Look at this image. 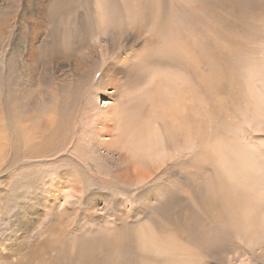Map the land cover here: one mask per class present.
Instances as JSON below:
<instances>
[{"label": "rangeland", "instance_id": "1", "mask_svg": "<svg viewBox=\"0 0 264 264\" xmlns=\"http://www.w3.org/2000/svg\"><path fill=\"white\" fill-rule=\"evenodd\" d=\"M58 1L60 0H0V251L5 254L4 260L0 258V264H6L7 260L17 263L22 254L31 253L38 246L35 243L42 244L50 237L58 241L55 246L61 244L59 250L55 249V246L38 247H43L45 251L55 254L56 264H264V0H212L210 8L205 7V10L209 11L213 8V27L209 31L204 29L206 33L203 34L211 32L210 37L216 43L215 56L219 57L221 54L223 57V59H217L213 76L208 81L204 79L206 84L213 85L211 115L193 123L196 126L195 139H191L189 143L185 139L178 141L177 138H170L171 145H175L174 147L178 150L172 147L170 151L157 150L152 155H148L146 164L142 165L131 161L126 162L132 173L130 181L133 184L129 186L114 178L111 181V177L107 176L110 169L107 170L106 166L109 165L114 169L117 164L98 158L100 154H104V150L101 148L100 151L98 146L95 148L90 141L93 136L91 129L96 127L92 123V114L99 108L106 110V102L109 100L105 89H96L103 77L102 73L100 72L101 75L93 79L94 82L79 89L75 85V77L65 72L63 64L56 65L62 60L52 56L51 66H48L47 70L49 81L41 83V66L37 62L28 65L30 62L21 49L22 43L17 42L19 26L17 24L12 27L11 23L17 20L28 6H36L41 2L48 6L54 2L61 4ZM62 1L65 4L67 0ZM96 1L91 2L90 14L84 11V14L76 15L79 23L87 24L91 21L96 13ZM167 1V6L170 1L175 2L173 6L179 5L178 9L175 5L180 13L175 19L177 22L175 24L178 27L183 25L187 29L188 17L191 11L197 13L199 5L196 4L197 6L193 5V7L188 0ZM208 2L209 0H204V3ZM136 3L135 0H117L116 5H111L106 0L105 15L109 13V16L106 15L108 23L104 26L106 27L105 35L109 32L107 28L110 27L109 24L115 25L118 14L127 5L134 9ZM72 5L78 11L84 10L80 3ZM51 28L52 25L44 23L43 33H50ZM201 32H203V27ZM203 34L201 33L199 38V41L202 40L200 41L202 52L205 47ZM9 36L12 37L9 39ZM60 39L69 43V40L64 41L63 35ZM140 40L137 48L140 46L145 50L151 46L147 45L144 39ZM42 41L46 39L42 38ZM98 44L100 41L97 46ZM101 45L104 46L105 43L102 41ZM114 55L113 59L109 60L110 62L118 56V54ZM21 59L27 63L24 68ZM109 65L106 64L107 67ZM205 67V64H202L199 68L202 77L208 72ZM148 68L144 69L147 77L133 83L136 87L132 84L129 89L125 85V77L121 74H119L120 78L116 79L118 83L109 81L105 85L107 81L105 79L100 87L106 86V89L113 94L112 100L120 101L123 109L135 110V114L142 117L145 108L150 104L148 95L155 92L153 80L157 79L162 72L168 71L171 74L175 72L173 67L164 69L161 66L153 67L152 65L150 67L148 65ZM106 69L108 77L111 78L114 68ZM150 69L155 72L152 74ZM12 75H14L13 78ZM150 76L153 79H150ZM218 76L221 78H216ZM220 80L223 89H219ZM138 82L143 83L141 85ZM149 82L152 84L148 85ZM177 82L183 83L182 80L175 79L174 85ZM204 82L201 81L200 87L196 90V97L203 105H205L204 100L207 102L203 90ZM173 88L167 91L173 92ZM8 91L27 94V98L24 99L28 103L26 114L32 119L27 123L33 137L37 136L36 126L40 117H43L44 121L50 117L52 122L60 107L66 108L69 114V128L64 138H71L66 140L68 141L66 145L67 148L71 146L74 148L70 151L72 158L71 156L69 158L72 160L52 163L50 161L39 162L38 159L37 163L40 164L35 163L30 168H22L23 159L19 158L16 161V158L13 162L11 161L13 159L12 146L9 151L6 145L9 142L7 138L11 136L13 139L14 136L13 131L8 129L10 122L5 117ZM143 91L150 94H143ZM47 92L51 93L47 95ZM39 93L38 100L44 106V111L36 109L34 103L28 101L30 94L39 95ZM34 97L37 100V96L34 95ZM15 101L14 119L21 124L22 113L17 106L22 103V99L15 98ZM50 111L54 114L49 113ZM84 113H86L85 117ZM167 133L169 134V131ZM72 134L74 138L71 137ZM105 136L101 139L109 138L108 134ZM125 136L128 137L127 143L134 144L129 134ZM20 137L23 141L33 142L31 137V139H27L26 136ZM94 141L96 143L97 140ZM150 142H153V146L159 147L165 143V138L155 136L150 138ZM122 149L124 150L123 155L131 156L130 149ZM189 161L191 163L195 161L196 173ZM155 167L159 169L154 175L144 180L145 183L139 182L140 177L150 174L151 170L155 171ZM65 169H69L71 174L79 178L83 175L86 186L73 184L75 183L73 180L68 183L62 181L63 179L60 178L65 173ZM99 170L104 173L102 174ZM158 174L160 177L156 178ZM57 176L60 177L57 178ZM162 177L165 179L163 180ZM139 195H143V198H138ZM87 196H91V199L89 197L87 199ZM15 200L23 201L27 207L21 212V209L17 207L23 202ZM169 205L171 208H168ZM13 206L15 207L14 212H19L16 215L7 213V210L10 211ZM65 208L68 209L66 213ZM30 212L39 214L40 220L43 219L38 231L34 230L25 235L23 229L18 232L10 226L9 222H12V217L17 216L15 221H22L23 218L32 217ZM45 214L51 217L46 219ZM166 215L171 216V222L174 223L171 224L168 221L167 224ZM152 219L156 221L155 225ZM49 221L51 223H48ZM157 222L163 224L162 227ZM119 233L124 236L128 235L122 241ZM128 236H132V245H136V248L123 246L124 241L130 240ZM165 238L171 239L169 240L170 245L165 243ZM116 241L121 244V250L124 249L127 252L129 250L128 254L134 257H126L127 253L114 248ZM80 242L93 248L92 258L84 261L76 259L82 251L77 248ZM180 248L183 255L182 258L179 255L177 262L171 256L178 254ZM132 258L134 259L131 260Z\"/></svg>", "mask_w": 264, "mask_h": 264}, {"label": "bare ground", "instance_id": "2", "mask_svg": "<svg viewBox=\"0 0 264 264\" xmlns=\"http://www.w3.org/2000/svg\"><path fill=\"white\" fill-rule=\"evenodd\" d=\"M28 1H31V0H28ZM92 1L93 0H75V1L67 0L64 4V2L60 0L58 2H61L62 5L55 4L56 2L55 1L50 6L43 4V2H41L36 6H32V7L28 6L27 10L25 9L26 11L20 14L17 20L12 22L11 25L12 27H15L17 24L19 26L18 27L19 32L17 33L18 35L17 42L22 43L21 49L27 55V58L29 59V62H30L28 63V65L34 64L37 62L38 65L41 66V69H42V77L40 79L41 83L43 81L44 83H47L49 81V79L47 78V75H48L47 70H48V66H51L50 63H52V59H51L52 56L56 57L57 59L59 58L60 60H62L56 65L61 66L60 63L63 64L65 68V72H69V75H72V77L73 76L75 77L74 78L75 85L79 87V89L83 86H87L91 82H94L95 78L101 75L100 72L102 73L101 76L103 77L100 79L99 87L96 89H101V88H103L102 90L105 89L108 94L109 100L108 102H106L107 104L106 110L104 108H99L94 111V114L90 113L92 114V123L96 126V127H92L91 129L93 133L91 130H89L91 131L93 135L90 141L95 146V148L96 146H98L100 151H101V148L102 150H104V154H100L99 155L100 157L98 158H102L103 161L105 162H111L113 164H117L116 166L117 169L116 167L114 168L116 170H114L113 168H110L109 165L106 166L107 170L110 169L108 171L107 176L111 177V181H113L112 178H114L120 183H123L126 186H129L133 184L130 181L132 173L130 172V166L126 165V162L128 161H131L133 163L136 162L138 165H142L143 163L146 164L145 163L146 157L148 155H152L157 150L163 149L165 151H170L169 149H171V147L173 149H177V147H174L175 145L173 146L171 145L172 143L170 141V138H177L178 141L185 139L189 143L191 139L193 140L195 139V127L196 126L193 123H197L200 118L209 117L211 115V105H212L211 100H212L213 85L206 84L204 82V79L205 80L207 79L208 81L209 78L213 76L214 67L217 62V59H223L221 54L219 55V57L215 56L216 43H215V40L214 39L212 40V38L210 37L211 32L207 34H203V33H206L204 32V29H207L209 31L210 28L213 27L212 25V11H213L212 9L213 8L210 11L205 10L206 9L205 7L210 8L212 0H209L208 3H204V0H188L191 6L196 5V4L199 5V10L196 11L197 13H194L191 11L188 17L189 24L187 26V29H185L183 25H180V27H178L177 24H175L177 23L175 19L180 14L176 10V8L178 9L179 5L177 6L175 4L177 6L176 8H175V5L173 6L175 2L173 3V1H170V3L168 4L169 6H167V3H168L167 0H135L137 3L134 9H132L129 5H127L122 12L119 11L120 13L118 14L115 25H112V23H110L112 27L110 24H109L110 27H107L109 31L108 32L106 30L108 32L107 35H105L106 27H104L108 23L107 16H109V13H106L107 16L105 15V11L107 9L106 0H97L95 2L96 13L94 14V16L92 17L89 23L87 24L79 23V19L76 18L77 14L82 15L85 13L84 11H86L89 14L91 13V2ZM108 1L111 3V5H116V2H117V0H108ZM77 3H80L81 6L84 8V10H79V11L76 10V7L73 6L72 4L77 5ZM66 5L68 7H66ZM166 6H167V9H166ZM181 10H182V7H181ZM64 20H66L67 22H65ZM44 23L52 25L50 33H47V34L43 33ZM202 27H203V32H201ZM109 28H111V30H109ZM201 33L204 35V39H205V41L203 42L205 46L203 47L204 52L200 50V41L202 40L199 41V38H200ZM60 34L63 35L64 41L67 42L69 40V43L63 42L60 39L61 37ZM12 36H9V39ZM42 38L46 39V41H42ZM140 39H144L145 41H147V45H151V46H148V48H146L145 50L141 49L140 46L139 48H137L138 45H140V41H141ZM98 40L100 41V44H98L99 47L97 46V43H99ZM102 41L105 43L104 46L101 45ZM117 49L119 50L117 51ZM10 50H12V48ZM114 54L116 55L118 54V56L114 58L115 60L113 61L111 60L110 62L109 60L112 58ZM23 60L21 59L22 66L24 68L27 65V63L23 62ZM106 64H110V65L107 67ZM202 64L203 65L205 64L208 70V72L206 71L207 74L203 77L199 73V68ZM148 65H150V67L152 65L153 67L161 66V68L164 67V69L173 67L175 69V72L171 74L168 71H165L164 73L162 72L157 77V79H154L153 87L155 89V92L153 94H150L151 92L149 90L150 89L154 90V89L150 88L148 90L150 93L149 92L146 93L145 91L148 88L144 87L146 90L143 91V94L144 93L150 94L148 95L150 98L149 99L150 104L148 103L149 105L147 106V108H145V110L143 109L144 112L142 114V117H139V115L135 114L136 113L135 110L123 109L122 103H120V101H118L117 99H115L114 101L112 100L111 96L113 94L111 91L106 89L107 88L106 86L103 85V87H100L104 83L105 79L107 80L105 81V85H107L109 81L110 82L113 81L115 83L116 79L120 78L119 74H121L123 75V77H125L124 80L126 84L125 83L124 84L127 85V87L130 89L133 83L147 77L145 75L146 71L144 73V69L145 70L149 69ZM61 68L63 69V67ZM106 68H108V70L110 68H114L112 69L111 78L108 77ZM154 72H155L154 70L153 72L151 71L152 74ZM158 72H160V70ZM10 76H11V72H10ZM13 76L14 75H12V78ZM7 78H9V76ZM216 78H221V76H218ZM150 79H153V78H151L150 76ZM175 79L182 80L183 83L177 82V84L174 85ZM34 80H35V77H34ZM217 80L218 79H216V81ZM18 81L20 82V79ZM201 81L204 82L203 90H204V95L207 100V102L204 100L205 105L199 102L196 97L197 95L196 90L198 87H200ZM12 82L13 81L11 80V84ZM138 83L141 84L143 82H138ZM221 83L222 82L220 80V82L218 83L219 89H223L221 88ZM119 84H117L118 88H119ZM150 84L152 83L149 82L148 85ZM125 85L123 86L125 87ZM173 85H174V88H173ZM113 87L116 89L115 86ZM149 87H152V86H149ZM224 87H226V85ZM72 88L70 89V91L72 90ZM172 88H173V92L167 91V89L170 90ZM92 92L90 93L91 95H92ZM118 92L119 91H117V93ZM50 93L51 92H47V95H49ZM122 94L120 96H122ZM13 95H15V97ZM34 95L37 96V100L35 99ZM39 97H40V93L39 95L30 94V98L28 99V101L33 102L36 109L38 108L44 111V106L38 100ZM15 98L22 99V103L17 106L19 107V110H21V113H22V117H21L22 123L21 124L17 123L14 119L15 112L13 109H15V102H16ZM25 98H27V94H22L21 92L20 94H17L16 91L13 93L8 91V97H7L6 105H5L6 106L5 117L10 122V126L8 129L13 131L14 136H13V139L11 138V136L7 138L9 142L6 145H7V148H9L8 149L9 151H10V146H12L13 159H11V161L13 162L14 159L16 158H17L16 161H18L19 158L23 159L24 165L22 168H30L34 166L35 163L37 165L40 164V163H37L38 159H39V162L50 161L52 163H56L61 160H72L70 159L72 158V155H71L72 153L70 151L74 148L72 146L67 148V145H66V143L68 142V141L66 142V140H70L71 138L69 139L64 138L65 137L64 134L66 135L67 133L66 130L69 128L68 127L69 114L66 108L60 107L59 111L56 112L55 118H53L52 122L50 121V117L47 118L45 121L43 117H40L38 120L39 123H37V126H36L37 136L34 134L35 137H33V134L31 135L29 131V125L27 123V121L32 120V119H30V116L26 114V105L28 103L25 102L26 101L24 100ZM138 107H140V110H141V106L139 105ZM49 113H53V111H50ZM84 114H85L84 115L85 117L86 113ZM72 125L74 126L73 123ZM71 126L70 128H72ZM167 131H169V134L167 133ZM73 134L71 137H73ZM87 134L89 135V133ZM87 134L85 135L87 136ZM107 134L109 138L104 139V140L101 139V137L102 138L106 137L105 135ZM125 134L126 135L129 134L132 137L134 144L127 143L128 137H126ZM20 136H26L27 139L33 138L31 139L33 140V142H29L28 140L23 141ZM86 136H84V138ZM155 136L157 137L162 136L165 138V143L163 145L161 144L162 146H159L160 148L153 146L152 145L153 142L152 143L150 142V138L152 139V137H155ZM94 140H97L96 143H94L95 142ZM83 142L85 141L83 140ZM177 146H180V144H177ZM122 148H125V149L127 148V150L130 149L131 156L128 157L127 155H123L122 151L124 150ZM65 156H67L68 158ZM153 162H155V160H153ZM191 164L193 166L191 168L196 173L195 171L196 169L194 165L196 164L195 161L194 163L190 162V165ZM187 167H190V166H187ZM158 169L159 168H156L155 171L151 170L150 174L148 175L145 174L142 177H140L139 182L145 183L144 180L149 179L152 175L156 173ZM99 171L102 172V174L104 173V171L102 170H99ZM64 172L65 173L62 175V178H60V179H63L62 181L68 183L69 181L73 180L75 182L73 184L86 186V182L83 179V175H80V178H79L77 175L71 174V171H69V169H65ZM59 177L57 176V178ZM159 177H160L159 174L156 175V178H159ZM57 178L55 180H57ZM121 189H123V187ZM77 190L79 191V189ZM88 197L91 199V196H87V199ZM138 198L140 199L143 198V195H139ZM15 201L23 202L19 200H15ZM25 201L27 202V199ZM26 207H27L26 204H24L23 202V203H19V206L17 208L21 209V212H22ZM168 208H171L170 205ZM14 209L15 207L13 206L11 209L12 211L7 210V213L10 215L18 214L19 212L18 211L14 212ZM64 210H65L64 211L65 213L68 212V209L65 208ZM2 212L3 211H1V213ZM31 214H32L31 215L32 217H29L27 219L23 218L22 221L21 220L15 221L17 216L12 217L13 218L12 222H9L10 226L11 227L13 226L12 228H15L18 232L21 229H23L25 235L29 234L30 232H34V230L38 231L37 229L39 228L41 221L43 223V219L40 220V216H38L39 214H35V212L34 214L33 213ZM46 214H45V216L47 217L46 219L51 217V215L47 216ZM189 216H192V215H189ZM171 218H172L171 216L166 215L165 220L167 224H168V221L170 222L172 221ZM48 223H51V221H49ZM152 223L155 225L156 221L152 219ZM172 223L174 222H171V224ZM158 224L160 226L163 225L160 223ZM38 234L39 233H37V235ZM119 234L122 237L121 238L122 241L125 240L126 236L128 235L126 234V236H124L122 235V233H119ZM129 238L130 240L123 242L124 247L133 246L132 236ZM34 239L36 238L34 237ZM169 240L171 239L167 238L165 243L166 244L169 243L170 245ZM117 241L114 244V248H116L120 252L127 253V255H125L126 257L127 256L134 257V255L128 254L129 250L128 252L125 251L124 249L121 250L120 249L121 244H119ZM37 242L39 241L37 240ZM56 242L58 241L50 237L49 240L42 242V244L35 243V245H38V246L44 245L46 247H52V246L54 247ZM83 244H84L83 242H80L79 244H77L78 245L77 248L79 250H82L80 255L76 257L78 261L88 260L92 258L94 255L93 248L91 246L87 247L85 245L86 243L84 245ZM59 245L61 244H57V246H55V249L59 250ZM163 245L164 244H162V246ZM38 246H36V248ZM133 247L136 248V245H134ZM36 248L33 249L31 253L26 252V255L22 254L17 263H14L13 261L5 260L6 264H56L55 254L45 251L43 247H38L37 249ZM1 252L2 251H0V258L1 259L3 258L4 260L5 254L4 253L2 254ZM138 255H141V254H138ZM179 255H180V258H182L183 252L181 248L179 249L178 254L175 253L171 257H173L174 260L178 262ZM133 259L134 258H132L131 260Z\"/></svg>", "mask_w": 264, "mask_h": 264}]
</instances>
